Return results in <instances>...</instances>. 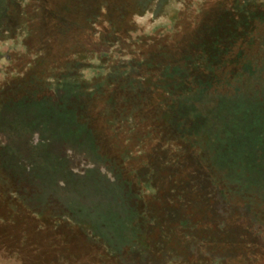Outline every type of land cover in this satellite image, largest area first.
<instances>
[{
  "label": "rangeland",
  "instance_id": "374dc122",
  "mask_svg": "<svg viewBox=\"0 0 264 264\" xmlns=\"http://www.w3.org/2000/svg\"><path fill=\"white\" fill-rule=\"evenodd\" d=\"M70 4L75 8L69 17L72 29L57 31L55 20L48 26L44 0H0V264H100L98 249L78 250L71 244L81 236H110L121 248L126 236L135 249L124 247L125 257L128 250L145 245V262L129 256L127 264H159L169 255L192 264L228 254L232 262L224 264H264V242L259 240L264 238L261 46L246 57L247 47L236 46L234 55L222 50L221 61L208 65L215 76L210 94L230 95L231 79L244 66L252 79L220 104L217 115L213 112L214 129L219 130L216 144L228 149L230 157L223 162L210 149L197 159V147L181 146L169 136L160 115L169 103H160V92L135 105L139 109L132 125L106 124L112 112L105 104L123 88L112 83L92 95L106 80L96 74L99 66H117L119 57L131 58L132 52L129 47L118 49L116 58L101 62L93 52L99 15L85 19L79 6ZM84 20L95 24L90 40ZM144 21L136 17L134 27H123L132 36L133 30L141 33L153 23L151 19L145 26ZM177 34L172 41L176 50L181 40ZM160 42L148 40L142 56L153 53ZM248 56L253 59L247 63ZM188 58L168 63L182 67ZM168 63H163L164 73ZM139 70L138 77L154 74L152 68ZM192 72L191 77H205ZM132 105L123 107L132 111ZM215 185L231 202L229 210L220 208L222 201L213 196ZM246 206L259 216L256 224L237 208ZM144 209L146 215L138 219Z\"/></svg>",
  "mask_w": 264,
  "mask_h": 264
},
{
  "label": "trees",
  "instance_id": "16d2710c",
  "mask_svg": "<svg viewBox=\"0 0 264 264\" xmlns=\"http://www.w3.org/2000/svg\"><path fill=\"white\" fill-rule=\"evenodd\" d=\"M44 1L46 6H48V26L52 27V21L55 20L57 27L54 29L57 31L59 29V31L72 29L69 17L73 13L75 14V8L70 2H74L79 6L85 19L91 15H99L96 21V28L98 27V29L95 37L97 41L93 52L99 56V60L104 62V64L111 57H117L118 49L125 50L128 47L130 48L132 52L131 58L119 57L117 66L111 65L104 68L106 65H101L96 74L100 78L104 76L106 80H101L97 84L98 87L93 91L94 93H91L92 95H99L103 90L109 89L112 83H116V85H113L114 87L121 85L123 88L119 89L120 93H115L116 97L111 95L112 99L105 104V106H108V112H112L111 120L106 119V124L109 127L117 126L118 121L120 123L124 122L129 126L132 125V121L135 120L139 109V106L135 105H140L141 102L145 103L148 99L151 101L152 96L156 92H160V103L165 102V105L169 103V106H163L164 108L161 109L160 115L161 120L170 132V137L172 136L181 146L189 145L192 150L197 147V159L200 157V152H206L210 149L213 150V156H216V158L220 156L223 162L228 156L230 157L228 149H223L222 145L218 149L216 144V135L219 130L214 129L216 118L213 117V112L217 115L216 111L222 110L220 104L225 103L227 98L237 95L239 89H243L246 83L251 82L252 72L248 67L245 69L246 66H244L239 71V77L234 74L231 79L233 84L230 87L233 91L230 95L226 91H224L225 95L210 94L208 90L215 85V76H213V70H209L207 67L211 63L215 65L221 61L224 54L222 50L226 51L228 49L234 55L238 51L236 46L247 47L248 52H245V57L254 53L259 45L264 53V0H167L165 4L158 0H150L149 2L146 0ZM208 1H214V3L211 5V2ZM57 5L62 6L60 11H58ZM160 7L161 11L158 12ZM49 8L50 14H48ZM144 16H150L153 19L151 27L144 29L141 33L133 30L131 36L132 32L130 31L131 33L129 34L128 26L123 27L124 24H132L131 27H134L136 25L135 18L143 17L146 23L144 24L147 26L151 19L149 18V20ZM84 21V33L88 35L87 40H90L91 31L96 30L94 28L95 24L90 25L86 20ZM221 26L222 28L220 29L219 27ZM186 31L193 32L190 35ZM176 34L181 37L178 50L175 48L176 45L172 43L173 35ZM187 35L190 36L188 39L186 38ZM153 38H156L157 41L161 39L157 49L149 55L142 56L145 53L146 42ZM180 47L184 48V50H180ZM122 50L120 52H123ZM186 55L189 57V60L186 61L187 66L185 64L181 67L168 63V61L170 62L174 59L178 61V59ZM158 59H161L162 62H159ZM239 59L244 60L243 56ZM252 59L253 56L247 59V63ZM215 61L218 62L215 63ZM165 62L168 63V66L164 73V67L167 65L163 64ZM243 62V64H246L245 61ZM124 66L127 69L121 72L120 69ZM141 66L154 69V74L147 78L145 76L138 77V74L139 76L141 74L139 70ZM178 67H181V70ZM190 71L197 72L198 75L204 74L203 76L205 77L203 79L200 76L199 78L191 77ZM207 74L210 76L209 78ZM123 78L126 79L123 80ZM111 96L109 95V97ZM129 104H133V107H131L132 111H128L129 109L123 107L124 105L129 106ZM127 112L132 113V116H128ZM227 115L229 116V112H227ZM216 151H218L219 156L216 155ZM258 162L257 160L254 165ZM259 178H261L260 182L264 183V174L259 176ZM215 186L216 188L212 191L213 196L222 201L220 208L224 207L225 210H229L231 202H227L220 190L217 189V185ZM262 194H264L263 188H261L260 192V195ZM237 208L243 213L249 214L250 217L246 216V218L251 224H256L260 220L259 216L256 217L250 214L251 210H248L247 206ZM141 214L137 216L138 219L146 215L145 209ZM114 239L110 236L106 238L105 236H81L78 240L71 239V244L78 250L96 248L102 255L101 257L105 258V256H108L113 260H109L107 263L102 258L101 260L103 261L100 264L115 262L127 264L126 259L129 256H139V260L145 262L148 257L145 245H139L140 247L132 252L130 250L135 248H133L134 245L131 244V240L128 237L125 236L123 238L122 248L118 247ZM259 240H262L261 242L263 243V236ZM124 247H129L130 249L128 250L130 253L126 254L129 255L127 257L123 253ZM80 253L84 255L83 252ZM238 256L235 255V259ZM204 260L206 261L192 262V264H224V262H232L229 254L223 258L207 256ZM159 264H185V259L169 255L164 256Z\"/></svg>",
  "mask_w": 264,
  "mask_h": 264
}]
</instances>
